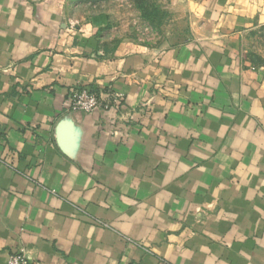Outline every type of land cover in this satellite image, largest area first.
I'll list each match as a JSON object with an SVG mask.
<instances>
[{"label":"crops","instance_id":"0c3cea01","mask_svg":"<svg viewBox=\"0 0 264 264\" xmlns=\"http://www.w3.org/2000/svg\"><path fill=\"white\" fill-rule=\"evenodd\" d=\"M72 2L0 0V264H264V0H173L189 38L114 48Z\"/></svg>","mask_w":264,"mask_h":264},{"label":"rangeland","instance_id":"374dc122","mask_svg":"<svg viewBox=\"0 0 264 264\" xmlns=\"http://www.w3.org/2000/svg\"><path fill=\"white\" fill-rule=\"evenodd\" d=\"M68 14L79 21L102 18L98 35L111 48L125 39L173 46L190 35L188 19L173 0H73ZM243 46L246 61L264 68V27L248 33Z\"/></svg>","mask_w":264,"mask_h":264},{"label":"built area","instance_id":"2783aa9c","mask_svg":"<svg viewBox=\"0 0 264 264\" xmlns=\"http://www.w3.org/2000/svg\"><path fill=\"white\" fill-rule=\"evenodd\" d=\"M121 95L108 92L96 93L89 89L78 87L71 91L66 101L71 111L92 113L101 109H110L119 104ZM8 264H34L24 254L18 253L11 257Z\"/></svg>","mask_w":264,"mask_h":264}]
</instances>
